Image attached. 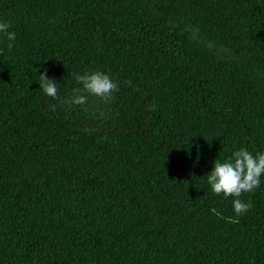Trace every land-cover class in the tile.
<instances>
[{"label":"trees","instance_id":"obj_1","mask_svg":"<svg viewBox=\"0 0 264 264\" xmlns=\"http://www.w3.org/2000/svg\"><path fill=\"white\" fill-rule=\"evenodd\" d=\"M0 20V264H264V176L238 219L203 177L264 151V0H0ZM97 70L111 99L74 92Z\"/></svg>","mask_w":264,"mask_h":264},{"label":"clouds","instance_id":"obj_2","mask_svg":"<svg viewBox=\"0 0 264 264\" xmlns=\"http://www.w3.org/2000/svg\"><path fill=\"white\" fill-rule=\"evenodd\" d=\"M11 25L0 20V36L9 42L16 39V32L10 30ZM41 83L39 89L47 97L56 98L58 95V83L54 79H48L44 74L38 75ZM76 82L81 89L88 94L101 99H111L112 94L118 90V85L106 72L91 71L86 74L77 75ZM86 96H74L73 103L83 104ZM264 176V151L255 154L245 147L233 150L223 160L215 159L212 162L211 170L203 176L212 194L221 196L223 199L232 198V212L235 218L246 214L251 208L250 200H241L242 193L255 191L261 185V177Z\"/></svg>","mask_w":264,"mask_h":264}]
</instances>
